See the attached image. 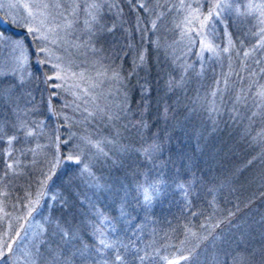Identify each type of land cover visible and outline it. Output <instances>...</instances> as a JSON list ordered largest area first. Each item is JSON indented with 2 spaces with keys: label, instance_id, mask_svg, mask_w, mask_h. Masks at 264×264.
<instances>
[{
  "label": "trees",
  "instance_id": "obj_1",
  "mask_svg": "<svg viewBox=\"0 0 264 264\" xmlns=\"http://www.w3.org/2000/svg\"><path fill=\"white\" fill-rule=\"evenodd\" d=\"M131 2H116L103 15L104 30L97 35L106 64L124 84L121 107L126 104V112L119 117L123 133L103 145L120 160L129 195L117 216L111 200L86 192L76 166L56 168L49 182L61 190L64 201L43 211L58 219V225L46 226L38 245L44 254L36 264H165V256H173L179 246L184 249L182 238L196 229L205 251L195 250L175 264H264V107L252 110L250 94L234 102L227 93L211 102L215 111L193 104L200 92L192 74L177 87L175 66L145 37L147 15ZM31 72L30 102L36 104L35 115L42 116L46 101L53 100L47 72L34 65ZM245 80L238 81L246 86ZM58 104L54 99L50 106ZM188 109L192 111L186 113ZM8 117L9 107L0 99V200L5 203L14 194L10 180L23 178L7 176L3 154L12 133ZM122 140L153 146L143 158L135 150L125 154L118 146ZM36 171L33 179L38 178ZM115 179L109 184L116 198L121 188H115ZM138 182L153 183L146 204L139 200L140 188L134 187Z\"/></svg>",
  "mask_w": 264,
  "mask_h": 264
},
{
  "label": "rangeland",
  "instance_id": "obj_2",
  "mask_svg": "<svg viewBox=\"0 0 264 264\" xmlns=\"http://www.w3.org/2000/svg\"><path fill=\"white\" fill-rule=\"evenodd\" d=\"M118 1L0 0V99L9 107L12 126L3 155L7 176H23L10 180L14 194L6 203L0 200V264H36L43 256L38 245L46 226L58 225V219L43 211L51 209L54 201H64L61 190L53 187V180L49 182L60 166H76V175L88 187L86 192L111 200L117 216L122 212L129 195L124 190L125 170L106 146L112 135L123 133L119 117L126 112V104L121 107L125 90L97 42L104 30L103 15L112 12ZM121 1H132L131 6L137 5L147 15L145 37L150 36L151 45L170 58L179 74L177 87L192 74L195 91L200 92L199 100L192 98L193 104L215 111L211 102L227 93L225 97L234 102L243 94L249 99L250 94L252 110L264 107V0ZM32 65L43 66L47 72L53 98L46 101L42 116H36V104L30 102ZM239 78L250 85L243 86ZM54 99L59 103L56 107L50 106ZM91 118L97 121L93 124ZM118 146L125 154L135 150L144 158L153 145L122 140ZM35 170L38 178L33 179ZM117 173L120 177L114 176ZM110 178H116L115 188H121L116 198ZM152 182L134 185L140 188L143 204L152 196L147 189L153 188ZM198 238V230H191L182 238L186 247L179 246L173 256H165V264L200 252L206 245Z\"/></svg>",
  "mask_w": 264,
  "mask_h": 264
},
{
  "label": "snow or ice",
  "instance_id": "obj_3",
  "mask_svg": "<svg viewBox=\"0 0 264 264\" xmlns=\"http://www.w3.org/2000/svg\"><path fill=\"white\" fill-rule=\"evenodd\" d=\"M146 199H147V197H146ZM101 243L103 244L104 243V241H101ZM0 255H3L2 253H0ZM118 259H119V257H118Z\"/></svg>",
  "mask_w": 264,
  "mask_h": 264
}]
</instances>
